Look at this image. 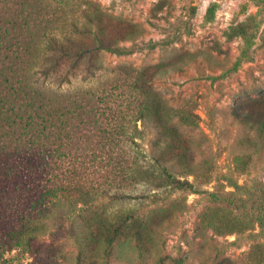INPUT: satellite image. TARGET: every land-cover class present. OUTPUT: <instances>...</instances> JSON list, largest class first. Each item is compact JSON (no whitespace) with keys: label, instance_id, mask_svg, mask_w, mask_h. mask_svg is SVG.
I'll use <instances>...</instances> for the list:
<instances>
[{"label":"trees","instance_id":"1","mask_svg":"<svg viewBox=\"0 0 264 264\" xmlns=\"http://www.w3.org/2000/svg\"><path fill=\"white\" fill-rule=\"evenodd\" d=\"M133 26L108 35L104 13L91 0H0V259L33 247L72 217L107 247L123 235L140 245L151 235L149 211L131 206L118 213L106 203L137 197L158 205L164 189L195 190L181 176L198 173L185 129L197 127L200 117L165 103L152 86V67H117L105 87L61 93L42 92L32 81L37 68L46 75L65 66L75 72L87 61L97 66L103 51L131 53L120 41L134 37ZM250 30L243 22L233 34L246 38ZM118 70L128 74L125 80ZM233 115L264 138V110L240 106ZM140 121L156 130L157 156L140 141ZM139 188L140 195H132ZM255 216L264 233V202ZM205 222L219 233L235 224L217 213ZM250 259L264 264V241L253 246ZM216 264L235 263L221 258Z\"/></svg>","mask_w":264,"mask_h":264},{"label":"rangeland","instance_id":"2","mask_svg":"<svg viewBox=\"0 0 264 264\" xmlns=\"http://www.w3.org/2000/svg\"><path fill=\"white\" fill-rule=\"evenodd\" d=\"M91 1L103 11L108 35L136 25L134 37L120 41L131 53L103 51L97 66L87 61L75 72L65 66L46 75L37 68L34 85L46 93L69 92L102 86L117 67H152V86L165 103L200 117L197 127L185 129L198 173L181 176L195 190L164 189L158 205H143L145 199L137 197L108 201L106 209L113 212L131 206L140 214L149 211L151 235L140 245L123 235L107 247L91 239L85 221L72 217L33 247L6 252L0 264H216L221 258L253 264L251 249L264 241L255 216L264 202V138L233 111L264 110V0ZM243 22L251 25L246 38L233 34ZM127 76L118 70V77ZM139 127L142 145L157 156L154 126L140 121ZM211 213L234 227L217 232L205 222Z\"/></svg>","mask_w":264,"mask_h":264}]
</instances>
